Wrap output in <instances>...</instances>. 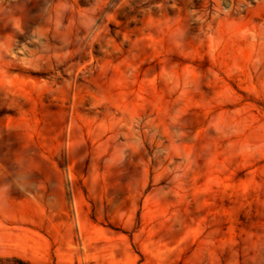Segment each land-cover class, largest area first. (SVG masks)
Masks as SVG:
<instances>
[{
    "label": "rangeland",
    "instance_id": "obj_1",
    "mask_svg": "<svg viewBox=\"0 0 264 264\" xmlns=\"http://www.w3.org/2000/svg\"><path fill=\"white\" fill-rule=\"evenodd\" d=\"M0 264H264V0H0Z\"/></svg>",
    "mask_w": 264,
    "mask_h": 264
}]
</instances>
